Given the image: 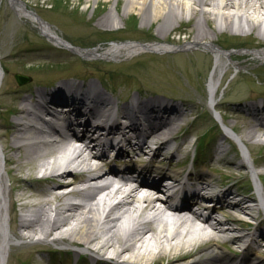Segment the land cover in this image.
<instances>
[{
	"label": "bare ground",
	"instance_id": "1",
	"mask_svg": "<svg viewBox=\"0 0 264 264\" xmlns=\"http://www.w3.org/2000/svg\"><path fill=\"white\" fill-rule=\"evenodd\" d=\"M8 1L20 18L30 20L53 42L86 59L177 49L161 42H117L103 48L81 49L26 5ZM131 12L139 15L142 23L157 22L159 30L165 33L161 35L163 38L183 23L184 16L195 19L193 29L185 36L188 41L181 47L200 46L214 54L216 63L209 82L212 105L224 70L230 65L242 67L254 57L264 60V49L234 55L218 47L214 37L233 27L247 31L252 41L264 45V0H125L124 13ZM121 22L115 9L99 19V24L112 28ZM248 56L253 58L248 59ZM3 78L0 70V87ZM83 80H72L74 97L67 95L62 86L56 88V93L33 90L21 96L20 87L13 93L11 89L0 93L3 99H8V107L0 112V264H18L20 256L15 244L18 240L32 241L34 236L39 241L74 245L80 249L73 250L74 260L88 258L89 264H164V260L165 264H229L230 255L216 246L227 242L236 250L246 244L245 260L264 264L263 259L251 253L254 247L264 248V233L257 237L250 232L239 233L234 225H247L251 221L257 224L255 232L262 229L264 221H256L254 205L264 213L263 193L259 200H253L227 187L218 193L219 210H211L200 193L176 206L166 194V187L162 188L158 181L147 184L136 181L135 177L120 176L108 165L107 152L95 148L93 128L105 117V124L113 120L106 131L120 134L123 143L125 139L127 157L143 161L153 153L155 161L175 160L177 154L187 152L185 141L177 147L172 144L179 138L176 134L179 122L191 108L179 103L172 105V100L160 94H139L137 106L133 102L119 106L114 99L98 91L93 100L96 104L88 106L87 115L82 108L90 103L77 98L82 96L79 89L87 96L86 83H94L99 88L103 82ZM48 97L49 101L43 100ZM64 101V108L69 109L66 113L59 108ZM225 108L240 121L244 138L241 137V141L263 147L264 97L243 107L226 103ZM8 113L13 114V118L7 119ZM63 122L70 125L75 122L83 127L76 144L61 131ZM37 123H41L40 126ZM232 127L236 128V123ZM219 147L212 160L222 159L231 167L242 166L229 160L226 150ZM259 165H264V161H259ZM64 167L66 169L58 171ZM142 169L141 174L152 172L146 165ZM263 174L257 171L259 178ZM199 178L202 189L214 185L215 180L205 172ZM72 197L77 200L71 201ZM232 197L236 198L233 203L229 200Z\"/></svg>",
	"mask_w": 264,
	"mask_h": 264
},
{
	"label": "rangeland",
	"instance_id": "2",
	"mask_svg": "<svg viewBox=\"0 0 264 264\" xmlns=\"http://www.w3.org/2000/svg\"><path fill=\"white\" fill-rule=\"evenodd\" d=\"M16 1L26 5L29 10L76 47L88 49L103 48L117 42L145 44L161 42L177 49L166 52L143 51L136 55L118 58L100 56L86 59L63 46L58 47L48 41L36 24L28 19L20 18L10 2L2 0L0 4V70L4 78L0 93L9 89L13 93L17 87H20V95L25 96L33 90H43L46 84L61 76L67 78L72 75H93L102 77L101 79L111 87V93L105 92L106 95L120 105L124 104L128 97H138L139 93L176 96L180 98L181 106L190 107L191 111L179 122V128L176 131L179 138L172 145L173 147L181 145L185 141L184 149L187 150L188 157L195 150L196 140L204 135L209 139L208 143L204 144L207 147L222 138L218 123L221 118L216 121L214 115H220L225 126L233 130L238 137H242L240 121L230 116V110L225 108L226 103L243 107L253 100L259 101L261 97H264V60L254 57L253 61L245 63L242 67L236 68L230 65L223 71L214 91L215 103L209 104L208 82L216 61L214 54L204 47L191 49L181 47L188 41L185 36L193 29L195 23V19L190 20L189 16H184L183 23L178 24L175 31H171L163 38L161 35L165 33L159 30L157 22L142 23L139 15L133 12L124 13L125 0H109L106 3L100 0ZM111 9H115V13L122 19L115 28L99 24V19ZM234 34H237L236 37H233ZM214 37L218 47L234 55L264 49V45L252 41L250 33L233 27L226 29L225 32L216 33ZM249 58L252 59L253 56H248ZM15 73L28 75L30 80L24 84H18L14 78ZM133 90L138 92H132ZM7 102L8 99H3L0 94V112L8 107ZM6 118H13V114L8 113ZM235 123L236 128H233L232 125ZM261 137L264 139V134ZM241 139L244 140L243 137ZM243 144L251 154L249 166L252 171L249 166L231 167L223 162L218 163L216 159L212 160V154H205L199 162V172L206 171L215 181L230 177V181L238 182L242 190L246 185L243 183H249L251 176L264 184V174L261 175L262 181H259L257 175V171L264 173V165H259V161H264V146L261 149L260 146L253 147L250 142H243ZM182 152L177 154L176 160L182 157ZM229 155L232 160L240 161L235 159V154ZM213 166L218 167V171L212 172L210 167ZM261 193L264 194V189ZM259 211L257 206L255 214L258 217H260ZM234 225L240 228L243 226ZM250 225H252L251 222L247 229L243 228L241 231H249V228H253ZM262 229L264 230V227ZM259 232L261 233V230ZM35 240L37 236H34L32 241H17L18 248H16L20 256L18 264H48L49 262L58 264L59 260H63L59 251H53L56 250L57 244ZM218 246L223 250L220 245ZM64 247L80 250L74 245ZM253 253L264 260V248L254 250ZM71 257L76 258L73 252ZM64 260L66 261L65 258ZM163 263L165 264L166 260ZM67 264H72L71 260Z\"/></svg>",
	"mask_w": 264,
	"mask_h": 264
},
{
	"label": "water",
	"instance_id": "3",
	"mask_svg": "<svg viewBox=\"0 0 264 264\" xmlns=\"http://www.w3.org/2000/svg\"><path fill=\"white\" fill-rule=\"evenodd\" d=\"M15 78L17 80V82L19 84H23V83H26L30 80V78L28 76H25V75H22V74H19V73H16L15 74Z\"/></svg>",
	"mask_w": 264,
	"mask_h": 264
}]
</instances>
